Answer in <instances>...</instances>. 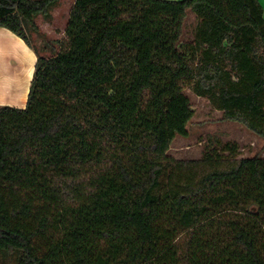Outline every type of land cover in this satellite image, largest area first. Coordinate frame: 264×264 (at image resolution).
<instances>
[{"label": "trees", "instance_id": "16d2710c", "mask_svg": "<svg viewBox=\"0 0 264 264\" xmlns=\"http://www.w3.org/2000/svg\"><path fill=\"white\" fill-rule=\"evenodd\" d=\"M59 2L0 0L37 55L26 106H0V264H264V156L169 154L187 88L264 138L260 0H74L46 56Z\"/></svg>", "mask_w": 264, "mask_h": 264}, {"label": "rangeland", "instance_id": "374dc122", "mask_svg": "<svg viewBox=\"0 0 264 264\" xmlns=\"http://www.w3.org/2000/svg\"><path fill=\"white\" fill-rule=\"evenodd\" d=\"M260 2L264 6V0ZM73 3L74 0H60L51 21L38 17V25L45 37L36 33L30 37L34 46H37L42 54L50 56L53 49H58L59 41L65 37L64 30L68 24ZM196 21L194 13L189 11L185 21L184 39H191ZM185 92L191 100L195 113L188 124L189 136L176 137L169 151L171 156L176 159L200 158L205 146L209 144L215 146L216 139L238 143L241 157L264 156V138L247 129L242 123L223 119L221 111L214 109L208 99L196 95L191 89L187 88Z\"/></svg>", "mask_w": 264, "mask_h": 264}, {"label": "crops", "instance_id": "0c3cea01", "mask_svg": "<svg viewBox=\"0 0 264 264\" xmlns=\"http://www.w3.org/2000/svg\"><path fill=\"white\" fill-rule=\"evenodd\" d=\"M36 62L34 49L11 30L0 27V106H26Z\"/></svg>", "mask_w": 264, "mask_h": 264}]
</instances>
